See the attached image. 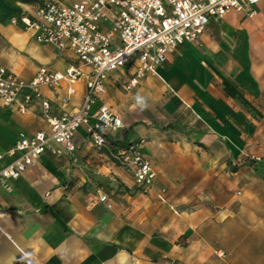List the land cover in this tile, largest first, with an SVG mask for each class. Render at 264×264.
<instances>
[{
    "label": "crops",
    "instance_id": "1",
    "mask_svg": "<svg viewBox=\"0 0 264 264\" xmlns=\"http://www.w3.org/2000/svg\"><path fill=\"white\" fill-rule=\"evenodd\" d=\"M37 2L0 0V66L26 84L40 67L64 72L78 65L71 51L39 44L31 30L11 23L31 15ZM255 10L249 18L232 11L210 19L196 45L179 46L131 92L121 84L132 66L110 73L105 93L89 107V125L107 105L124 125L107 138L119 145L143 140L139 153L152 163L153 184L131 192L132 173L91 151L87 128L80 127L74 153H58L62 147L52 143L19 178L0 183V264H264V199L211 204L186 179L211 173L233 138L222 120L226 100L219 85L225 91L232 83L253 103L264 102V0ZM233 29L235 43L225 37ZM85 92L84 78L71 95L66 83L40 87V97L24 87L14 104L0 105V152L20 137L49 131L43 100L49 116L58 117L79 109ZM16 158L5 155L0 170ZM103 194L111 208L99 201Z\"/></svg>",
    "mask_w": 264,
    "mask_h": 264
},
{
    "label": "built area",
    "instance_id": "2",
    "mask_svg": "<svg viewBox=\"0 0 264 264\" xmlns=\"http://www.w3.org/2000/svg\"><path fill=\"white\" fill-rule=\"evenodd\" d=\"M263 0H80L62 4L56 0H38L31 15L23 14L12 19L34 34L36 42L51 45L59 51H71L78 65H70L64 72L40 67L33 79L24 83L11 71L0 66V105L14 104L18 93L28 87L35 97H40L42 86L51 88L67 84V94L73 85L85 79L86 92L81 107L50 117V104L42 101L48 118L49 131H39L29 137H20L5 153L17 158L0 170V183L19 178L39 157L56 144L61 151L73 153V142L78 129L86 126L90 143L95 148L104 147L108 136H114L124 127L123 122L109 107L102 104L89 125L88 110L94 100L105 93L108 75L128 66L133 67L131 77L122 82L125 92L133 91L144 76L155 75L169 56L181 45L200 39L212 18H222L229 12H239L253 17L255 7ZM82 67H87L85 72ZM31 97H27L28 103ZM68 100L62 101L67 104ZM24 112L25 105L19 108ZM143 140L131 141L120 150V163L132 173L142 192L155 180L152 164L143 158L139 148ZM99 201L108 208L106 195Z\"/></svg>",
    "mask_w": 264,
    "mask_h": 264
},
{
    "label": "rangeland",
    "instance_id": "3",
    "mask_svg": "<svg viewBox=\"0 0 264 264\" xmlns=\"http://www.w3.org/2000/svg\"><path fill=\"white\" fill-rule=\"evenodd\" d=\"M210 37L217 42L220 40L216 34H211ZM225 37L235 43L238 40V30H229ZM199 41L191 44L196 45ZM225 55L230 56L227 52ZM219 86L221 89L218 90L226 100V112L222 120L233 138L226 142V154L215 164V169L211 173L189 174L186 175V179L192 188L202 187L200 190L202 197L211 204L217 205L230 199L235 201L245 198L264 199V102L258 105L253 103L232 83L225 91L222 90L224 85ZM168 97L174 100L173 94H168ZM209 114L217 119V116L214 117L216 114L213 109ZM127 145L115 149L107 143L100 149L92 146L90 150L97 155L105 156L107 161L116 167L126 170L120 163L119 152ZM72 181L75 182L76 179L72 178ZM97 183L102 186L100 180H97ZM133 187L131 192H142L135 182ZM181 193L182 191L176 192L179 195Z\"/></svg>",
    "mask_w": 264,
    "mask_h": 264
},
{
    "label": "trees",
    "instance_id": "4",
    "mask_svg": "<svg viewBox=\"0 0 264 264\" xmlns=\"http://www.w3.org/2000/svg\"><path fill=\"white\" fill-rule=\"evenodd\" d=\"M106 142L109 143L113 148H120L122 145H119L118 142L112 141L111 139L106 138Z\"/></svg>",
    "mask_w": 264,
    "mask_h": 264
}]
</instances>
